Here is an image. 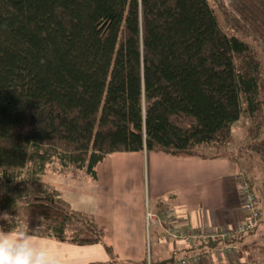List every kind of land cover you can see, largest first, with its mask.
I'll return each mask as SVG.
<instances>
[{"label":"trees","instance_id":"1","mask_svg":"<svg viewBox=\"0 0 264 264\" xmlns=\"http://www.w3.org/2000/svg\"><path fill=\"white\" fill-rule=\"evenodd\" d=\"M260 52L264 0H0V208L20 202L50 237L102 244L113 264L104 228L37 178L38 194L20 187L30 163L36 176L60 165L96 177L114 154L221 158L243 116L264 114ZM248 147L264 156V140ZM259 227L180 243L200 264H264ZM223 244L239 247L237 259L217 258Z\"/></svg>","mask_w":264,"mask_h":264},{"label":"crops","instance_id":"2","mask_svg":"<svg viewBox=\"0 0 264 264\" xmlns=\"http://www.w3.org/2000/svg\"><path fill=\"white\" fill-rule=\"evenodd\" d=\"M143 153H133L130 156H137ZM164 155L165 160L169 163L170 172L164 173L167 187L165 192H158L154 195V203L149 206L150 211L158 213L161 211H172L176 215V224L181 229H191L200 233L207 231L223 232L233 229L238 223L242 222L246 214L243 211L242 204L239 202V184L240 176L238 159H230L231 154L223 153L221 158L209 160L206 158H176ZM125 154H114L108 156L112 158V163H116L119 159L124 158ZM142 156V155H141ZM150 158V155L148 156ZM102 162L97 169L104 164ZM150 164V161H149ZM151 167V164H150ZM152 168V167H151ZM96 169V177L91 176L86 171H67L69 173L78 172V189L71 194L63 192H55L59 195L65 205H67L77 216L94 222L99 227L104 228L108 232L107 243L113 247L115 260L113 264H130L133 261H142L147 257L145 250L144 238L148 232L145 221V211L142 209L137 216V235L130 231L126 221L118 214V209L114 203H108L101 209L96 200H92L93 192L86 190L88 185L86 176H90L94 182V190L99 187V173ZM225 174H220L218 171ZM61 173L64 175L65 173ZM218 173L217 175L215 173ZM64 179L63 182H66ZM46 184V183H45ZM217 184L219 191L218 204L213 203V197L209 195V191ZM230 195V201L227 195ZM234 195V201L231 199ZM16 203V196L11 198ZM18 199V198H17ZM22 205L17 202L18 207L15 212L10 214H18V210ZM259 209L262 214L260 227L252 236V240L264 241V200H260ZM11 211H14L15 209ZM152 209V210H151ZM162 216V215H161ZM131 224L136 225V221L131 220ZM41 230L37 233L38 237L43 238V243L49 251V255L58 264H90L104 263L109 264L111 257L107 253L102 244H94L88 246H77L69 242H60L50 237L47 225L42 221H38ZM4 230L10 231L13 225H9L0 221ZM161 231V230H160ZM158 228L153 230V237L157 239ZM139 241L138 247L132 246V242ZM169 242V241H168ZM181 241H171L165 245H159L157 254L164 259L163 253L170 256H177L178 260L186 258L183 252V244ZM131 243V244H130ZM163 246V247H162ZM164 251V252H163ZM152 256V255H151ZM169 256V257H170ZM177 260V261H178Z\"/></svg>","mask_w":264,"mask_h":264},{"label":"rangeland","instance_id":"3","mask_svg":"<svg viewBox=\"0 0 264 264\" xmlns=\"http://www.w3.org/2000/svg\"><path fill=\"white\" fill-rule=\"evenodd\" d=\"M224 31L228 35L231 34L227 29H224ZM259 57L264 65V54L260 52ZM257 59L260 60L259 58ZM262 140H264V114H257L251 117L247 114L235 125L232 141L226 145L225 149L227 154H231V156H229L231 160L238 159L239 172L247 177L249 183V179H254V187L252 188L251 186V188L261 201L264 200V156L257 151L253 150L252 152L248 145L252 143L258 144ZM210 153V151H206L207 155H210ZM125 155L124 158L119 159L116 163H112V158L109 157L108 160L97 169L100 177L99 187L97 189L94 190V182L87 174L85 178L88 184L86 190L89 191V193L93 192L92 200H96L101 209L108 203H114L118 209V214L127 224H130L127 225V227L129 226L130 231L135 234V238L137 235V216L139 211L142 209L145 211V207L152 206L155 194L158 192H165L167 183L164 173L170 172V165H167L169 163L165 160L164 155L151 153L150 158H148L146 154H141L142 156H130L131 154L125 153ZM149 161L152 168L150 167ZM34 165L33 162L30 163L31 167L29 172L27 171L28 174L23 180L18 182L21 185L20 187H26L28 191L33 190L35 194H38V184L36 183H39V185L47 191L56 190L60 193L63 192L71 195L70 189L73 191L78 189V172H67L61 175L59 173L60 165H57V170L50 167L44 175L37 174L36 176L34 173ZM218 172H220V174H225L221 170ZM215 174L217 175L218 173L216 172ZM35 178L40 180V182L33 184ZM64 179H67V181L63 182ZM209 195L213 197V203L215 205L218 204L219 191L217 184L209 191ZM72 197L74 196L72 195ZM3 212L9 213L6 208L1 206L0 213ZM161 212L162 210L158 211L156 214L161 216ZM19 214L24 222L26 224L28 223L30 230L38 227V223H40L38 221H41L39 218L31 215L24 206L22 209L21 207L19 208L17 215ZM130 219L136 221V225L131 224L132 222ZM155 228L158 227H152L151 230L147 232L144 243L146 255L149 256L150 254L152 255V259L157 260L161 258L157 254L159 245H165L169 242L162 231H160V228L158 229L161 234L158 232L157 239L154 238L152 231L155 230ZM139 243L138 240L132 242V246L138 247ZM169 256V254L164 252L162 257L168 258ZM237 256L238 255H223L222 258L226 260H235Z\"/></svg>","mask_w":264,"mask_h":264},{"label":"built area","instance_id":"4","mask_svg":"<svg viewBox=\"0 0 264 264\" xmlns=\"http://www.w3.org/2000/svg\"><path fill=\"white\" fill-rule=\"evenodd\" d=\"M239 195L244 213L245 219L238 223L233 229H229L223 232L207 231L197 232L191 229H181L176 224V215L172 211H164L162 216H159L147 207L145 213V221L148 232L152 227H158L164 234L167 241H182L188 245H194L199 241H208L209 239L219 238L222 240L228 239L232 236L251 233L257 229L261 221V211L258 207V196L251 188V185L246 176L240 174L238 179ZM240 249L233 244H223L218 247L214 254L217 257L222 258L223 255H238ZM202 255L195 253L190 257L180 259L176 264H200ZM148 264H151L152 256L147 255Z\"/></svg>","mask_w":264,"mask_h":264},{"label":"clouds","instance_id":"5","mask_svg":"<svg viewBox=\"0 0 264 264\" xmlns=\"http://www.w3.org/2000/svg\"><path fill=\"white\" fill-rule=\"evenodd\" d=\"M0 221L13 225L6 232L0 224V264H58L50 257L43 238L37 235L41 226L30 230L20 214L12 216L8 212L0 213Z\"/></svg>","mask_w":264,"mask_h":264}]
</instances>
